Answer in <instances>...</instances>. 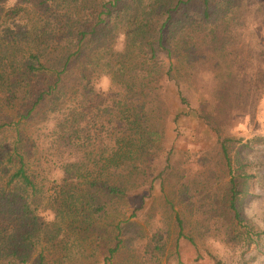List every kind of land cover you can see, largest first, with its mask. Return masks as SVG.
<instances>
[{
	"label": "trees",
	"instance_id": "trees-1",
	"mask_svg": "<svg viewBox=\"0 0 264 264\" xmlns=\"http://www.w3.org/2000/svg\"><path fill=\"white\" fill-rule=\"evenodd\" d=\"M248 3L0 0V264L111 263L146 205L134 190L148 185L182 117L217 137L222 170L201 157L205 176L239 174L227 203L245 225L248 179L239 153L231 155L236 140L218 133L209 104L191 108L186 87L203 67L217 83L218 111L239 103L244 72L230 58ZM103 78L109 88L98 94ZM165 163L171 175L170 154ZM163 210L186 237L185 216L170 200ZM149 246L146 253L159 250Z\"/></svg>",
	"mask_w": 264,
	"mask_h": 264
},
{
	"label": "rangeland",
	"instance_id": "rangeland-1",
	"mask_svg": "<svg viewBox=\"0 0 264 264\" xmlns=\"http://www.w3.org/2000/svg\"><path fill=\"white\" fill-rule=\"evenodd\" d=\"M263 3L264 0H249V11L240 20L237 47L231 53L230 62L235 69L244 72L238 79L241 97L238 93L232 95V99L239 98V103L227 107L225 112L218 111L214 97L217 83L213 74L203 67H198L194 73L192 86L186 87L191 108L199 109L201 102L209 104L207 110L217 119L218 133L236 140L231 155L235 157V153H239L248 179V192L240 208L245 225L233 219L227 203L228 184L239 174L223 172L205 176L202 161H199L201 157H211L215 167L222 170L217 153H214L218 148L215 145L217 137L200 121L182 117L179 135H176L175 126L170 125L163 152L154 163L155 172L148 185L143 190H134L133 199L146 202L134 219L136 235L132 234L131 240L122 243V249L109 264H216L217 261L221 264H264ZM123 48L124 38L121 37L115 49L122 51ZM108 88L109 81L103 78L96 91L104 94ZM167 154L172 156L174 172L171 175L165 163ZM159 174L162 176L157 178ZM56 176L62 178L59 170ZM182 199H186L185 202ZM166 200L185 216L183 233L186 237L179 236L175 215L174 220L170 216L173 212L169 210V214L163 210ZM208 211H214L209 219ZM42 218L51 220L52 215L46 212ZM148 245L151 248L157 245L159 250L146 253Z\"/></svg>",
	"mask_w": 264,
	"mask_h": 264
},
{
	"label": "clouds",
	"instance_id": "clouds-1",
	"mask_svg": "<svg viewBox=\"0 0 264 264\" xmlns=\"http://www.w3.org/2000/svg\"><path fill=\"white\" fill-rule=\"evenodd\" d=\"M107 84V81H105V85Z\"/></svg>",
	"mask_w": 264,
	"mask_h": 264
}]
</instances>
